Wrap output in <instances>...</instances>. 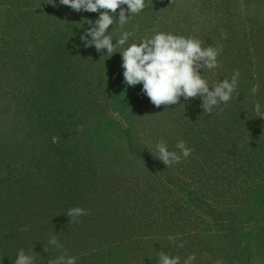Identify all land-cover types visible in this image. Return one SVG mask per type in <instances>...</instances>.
<instances>
[{"label":"rangeland","instance_id":"obj_1","mask_svg":"<svg viewBox=\"0 0 264 264\" xmlns=\"http://www.w3.org/2000/svg\"><path fill=\"white\" fill-rule=\"evenodd\" d=\"M41 12L48 26L55 22L66 66H61V76L57 73L56 84L26 61V51L32 48V44L26 46L28 30ZM98 16L67 11L59 0H0V175L7 160L11 165L29 164L36 169V159L42 154L48 158L64 153L69 158L62 162L63 178L69 184L64 196H76L90 214L83 220V230L69 232L68 225L61 222L66 220V208L53 200L52 216L61 223L35 225L26 255L35 256L34 264H49L61 255L75 257L77 264L82 260L86 264H160L158 253L164 251L179 257L180 264L193 254L192 264H264L261 202L244 199V194L222 187L219 180L217 188L209 189V171L224 162H204L202 100L181 97L178 104L155 107L143 94L142 84L123 83L119 53L132 43L164 32L194 37L204 48L220 49L215 69L222 78L229 77L237 66H264V0H146L145 9L131 15L122 28L109 26L114 44L123 32L132 33L125 45L114 48L113 55L106 49L85 48L80 40L89 27L83 21H95ZM110 62H117L122 85L110 93L106 89L99 92L107 100L106 107L101 101L85 106L83 76L89 71L93 84L97 72ZM205 69H201L202 78ZM52 116L58 122L46 133L56 134L60 140L52 145L54 151L46 152L49 135L41 132L39 123L48 125L46 119ZM128 135L137 147L157 155V143L164 142L179 154L176 144L185 141L193 151L170 166L173 173L190 181L194 195L217 210L253 214V228L230 217L213 218L193 207L185 191L165 185L163 174L130 152ZM52 236L61 248L49 245ZM169 236L176 237L175 241Z\"/></svg>","mask_w":264,"mask_h":264},{"label":"trees","instance_id":"obj_2","mask_svg":"<svg viewBox=\"0 0 264 264\" xmlns=\"http://www.w3.org/2000/svg\"><path fill=\"white\" fill-rule=\"evenodd\" d=\"M66 10L72 9L66 6ZM46 19L43 12L34 16L33 28L28 30L29 41H26V46L32 44V48L26 51V61L27 64H34L35 72L39 70L45 72L52 78L50 82L56 84L57 73L60 72V76L62 75L61 66L64 62L60 42L56 36L58 32L54 26L55 22H51L48 26ZM64 68L66 69L65 65ZM236 70H239L240 75L232 99L226 105L221 103L215 107L211 114L204 113V142H202L204 162H208L207 159L224 162L221 166L211 168L207 183L210 186L209 189H214L217 188V180H219L222 187L225 186L229 190L235 189L244 194V199L251 197L261 202V210H264V118L259 117L264 115V66L253 65L247 68L237 66ZM236 70L231 72L229 77L222 78L219 70L205 69L204 79L211 88L225 79L231 82ZM90 76L88 71L82 78V84L84 83V88L86 87L83 94L84 105L92 107L93 102L99 104L101 101L106 107L107 100L102 99L99 92L106 89L110 93L122 85V76L117 68V62H110L103 66L97 72L93 84ZM253 85H259V91L256 94L252 93ZM257 102L261 105L259 113L255 111ZM29 103L35 106V102L28 100ZM49 116L51 117L48 114L47 118ZM56 119L53 116L50 120L46 119L48 125L46 122L39 123L41 132L49 135L46 140L49 146L46 152L54 151L52 145L59 143L52 142L56 134L46 133L48 127L58 122ZM121 125L126 133L130 134L128 126L123 123ZM128 137L130 152L148 160L156 172L163 174L165 185H173L185 191L193 207L206 211L213 218L230 217L244 223L248 228H253L256 223L253 214L217 210L207 200L195 196V189L190 181L175 175L170 167L167 168L156 158L158 155L155 152L137 147L129 135ZM57 149L61 150L60 147ZM67 161L69 158L64 153L63 156L48 158L42 154L36 159V163L39 164L37 170L29 164L11 165L8 160L2 167L4 174L0 175V264L15 262L20 250L31 249L28 242H33L31 238L33 235L29 234L35 225L48 227L60 222V220L55 221L52 216L51 202L53 200L61 206L64 204L66 213L73 207L85 209L86 206L84 204L80 206L76 196L72 194L64 196L69 184H66V178H63L65 172L62 169V162L67 163ZM213 172H215L214 175L211 174ZM219 189L226 190L221 187ZM89 215L88 212L73 223H69L70 218L66 215V220L61 222L65 223L63 225H68L69 232L73 230L78 232L80 229L83 230V220L90 217ZM25 228L28 230H21ZM82 261L78 264H86Z\"/></svg>","mask_w":264,"mask_h":264},{"label":"clouds","instance_id":"obj_3","mask_svg":"<svg viewBox=\"0 0 264 264\" xmlns=\"http://www.w3.org/2000/svg\"><path fill=\"white\" fill-rule=\"evenodd\" d=\"M59 4L68 6L76 12L99 13L95 21L91 19L83 21L89 27L80 35V40L85 48L94 46L97 52L106 49L107 53L113 55L114 48L117 45H125L132 33L123 32L114 44L108 31L109 26L115 24L122 28L131 15L145 9L146 0H59ZM119 53L122 56L121 67L124 69L123 83L127 86L142 84L143 94L157 108L161 105L178 104L181 97L185 101L190 98H200L203 112L211 114L215 107L221 103L226 105L232 99L240 75L239 70H236L231 82L225 79L210 88L207 81L202 78L201 69L212 70L219 66L217 57L220 49L212 46L204 48L201 46V41L194 37L186 38L158 32L150 38L142 39L139 43H132ZM258 91L259 85H253L252 93L256 94ZM260 110L261 105L257 102L255 111L259 113ZM259 117L264 118V115ZM59 140L57 136L52 138L53 143H58ZM155 148L158 153L156 158L167 168L179 164L182 158L187 159L193 151L183 140L176 144V148L180 150L179 154L170 151L164 142L157 143ZM87 214V209L73 207L65 215L70 218L69 223H73ZM168 239L174 242L176 237L169 236ZM48 243L58 249L62 247L55 236H52ZM179 246L183 247V244ZM44 251L47 252L48 248L44 247ZM158 256L160 264H180L179 257H170L164 251H160ZM195 259L194 254L190 255L184 264H192ZM34 260V255H26L20 250L15 264H34ZM49 264H76V258L61 255L50 260ZM217 264L221 262L217 261Z\"/></svg>","mask_w":264,"mask_h":264}]
</instances>
